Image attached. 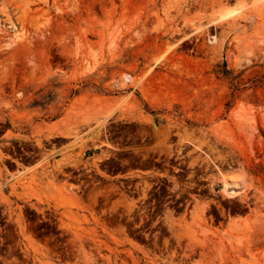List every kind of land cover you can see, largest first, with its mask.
Here are the masks:
<instances>
[{"label": "rangeland", "instance_id": "374dc122", "mask_svg": "<svg viewBox=\"0 0 264 264\" xmlns=\"http://www.w3.org/2000/svg\"><path fill=\"white\" fill-rule=\"evenodd\" d=\"M256 1L0 0V264H264Z\"/></svg>", "mask_w": 264, "mask_h": 264}, {"label": "bare ground", "instance_id": "6f19581e", "mask_svg": "<svg viewBox=\"0 0 264 264\" xmlns=\"http://www.w3.org/2000/svg\"><path fill=\"white\" fill-rule=\"evenodd\" d=\"M263 1L264 0H258L254 4H258V3H261ZM1 8H2L1 11L3 13H7L8 11H10L9 8H8V6L6 5V3H3ZM242 9L243 8H241L238 11H234V12H232V13L226 15V16L221 17L218 20V22H220V21H226L228 19L233 18L234 16L239 15L241 13V10ZM11 28L14 29V27H11ZM130 79H131V77L128 76V75H125L124 76V81L127 82V81H130ZM242 181H244L243 178L242 179L241 178L239 179V178H236V177H232L230 179H227L224 182L223 188H222L224 194L227 195V196H229V197H237V196H239L243 192L242 189H241V187H240ZM233 220L236 221L237 219H233ZM248 227H249L248 221L247 220H244V224L242 225V228L245 230ZM243 243H244V239L240 238L238 240V245L239 246L240 245L242 246Z\"/></svg>", "mask_w": 264, "mask_h": 264}, {"label": "trees", "instance_id": "16d2710c", "mask_svg": "<svg viewBox=\"0 0 264 264\" xmlns=\"http://www.w3.org/2000/svg\"><path fill=\"white\" fill-rule=\"evenodd\" d=\"M262 82V81H261Z\"/></svg>", "mask_w": 264, "mask_h": 264}]
</instances>
